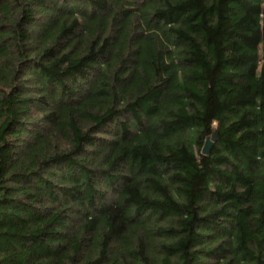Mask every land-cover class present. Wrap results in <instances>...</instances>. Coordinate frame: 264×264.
Returning a JSON list of instances; mask_svg holds the SVG:
<instances>
[{"label":"trees","instance_id":"obj_1","mask_svg":"<svg viewBox=\"0 0 264 264\" xmlns=\"http://www.w3.org/2000/svg\"><path fill=\"white\" fill-rule=\"evenodd\" d=\"M0 264H264V0H0Z\"/></svg>","mask_w":264,"mask_h":264},{"label":"water","instance_id":"obj_2","mask_svg":"<svg viewBox=\"0 0 264 264\" xmlns=\"http://www.w3.org/2000/svg\"><path fill=\"white\" fill-rule=\"evenodd\" d=\"M215 137H216V136L214 135V136H213V139L208 138V139L206 140L205 145H204V147H203V152L207 153V152L210 151V149H211V147H212V145H213V141H214Z\"/></svg>","mask_w":264,"mask_h":264}]
</instances>
